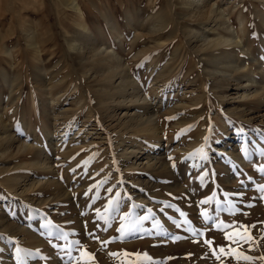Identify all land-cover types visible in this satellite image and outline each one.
<instances>
[{
  "label": "rangeland",
  "instance_id": "1",
  "mask_svg": "<svg viewBox=\"0 0 264 264\" xmlns=\"http://www.w3.org/2000/svg\"><path fill=\"white\" fill-rule=\"evenodd\" d=\"M188 1L0 0V264H264V98L239 86L264 81V0Z\"/></svg>",
  "mask_w": 264,
  "mask_h": 264
},
{
  "label": "bare ground",
  "instance_id": "2",
  "mask_svg": "<svg viewBox=\"0 0 264 264\" xmlns=\"http://www.w3.org/2000/svg\"><path fill=\"white\" fill-rule=\"evenodd\" d=\"M190 1V3L191 4H195L194 6H196L197 8H195V12L196 11H199L198 13L201 15V17H203L204 19L206 18V19H212L213 17V15L214 16H216V17H219L221 14L219 13V11L217 10V9H215L214 7L212 8V9H207V8H201V6H203V5H207V3H205L206 2V0H189ZM189 1L187 2V3H189ZM182 2H183V0H182ZM182 2H180L181 4H183ZM184 4H185V2H184ZM205 5V6H206ZM181 6H183V5H181ZM193 6V5H192ZM191 6V7H192ZM187 7V8H186ZM209 7V6H208ZM73 8L75 9V11H77L78 13H80V15H82L83 17H85V15H84V9H82L81 8V6H80V3L78 2V3H76L74 6H73ZM185 9H188V6H185L184 7ZM210 8V7H209ZM184 12V11H183ZM194 12V11H193ZM200 15H199V17H200ZM190 16V15H189ZM224 16V15H223ZM196 17V16H195ZM221 18H222V16H220ZM198 18V17H197ZM223 18H226V17H223ZM204 19H203V21H204ZM206 19H205V21H206ZM214 19V18H213ZM218 20H219V18H217ZM217 19H214V20H217ZM227 19V18H226ZM191 20V19H190ZM192 20H193V18H192ZM195 20V19H194ZM200 20V19H199ZM226 21V22H225ZM196 22V21H195ZM224 22H225V24L227 25L226 27H227V29H228V31L230 32V36L229 37H226L225 35L223 36L222 34H218V37L216 38H214V40H216V41H214L213 43H211V45H208L210 48H216V49H220V52H221V54L219 55V57H217V59H215V61H220V63H221V60H223V59H225V58H227L228 59V65H229V68H226L225 66H224V69H225V71L224 72H221V73H223L224 75H226V74H231V72H229L230 70V68H232L233 66H234V63L236 62V59H238L237 58V51L239 52L240 50H241V52L242 51H248L246 48H243V49H237L239 46H241L240 44L241 43H243L242 41L243 40H241V38H240V36H239V31H236L235 29H233L232 27H231V24L229 25L228 23H227V20H224ZM229 22V21H228ZM199 24H200V22H198ZM208 23V22H207ZM239 25H240V27H241V30H242V32H244L243 31V26H244V22L243 21H240V23H239ZM241 30H240V32H241ZM197 34V33H196ZM196 34H195V36L194 37H196ZM189 35V34H188ZM244 35V34H243ZM199 36V35H198ZM205 37V36H204ZM207 37V36H206ZM192 38V37H191ZM199 38V37H198ZM194 39H196V38H194ZM205 39V38H204ZM207 39V38H206ZM210 40V39H209ZM193 41V40H192ZM205 43V42H204ZM201 44V43H200ZM207 45V44H206ZM243 45V44H242ZM73 46V45H72ZM203 46V45H202ZM198 47H200V45L198 46ZM75 48V47H74ZM85 48V47H84ZM197 48V47H196ZM201 49H203V48H201ZM200 49V50H201ZM80 50V49H79ZM204 50V49H203ZM213 50V49H212ZM78 52V51H77ZM216 52V51H215ZM251 52H250V50H249V52H248V54H250ZM79 54V53H78ZM85 54V53H84ZM177 54V53H176ZM210 54V53H209ZM174 55V54H173ZM77 56V55H76ZM209 56V55H208ZM253 56V55H252ZM216 57V56H215ZM236 57V58H235ZM80 58H81V60H83V62L85 63V62H87V61H89V60H91L92 58H89V56H84L83 55V57L82 56H80ZM252 58V57H251ZM254 60H255V57L252 59V61L254 62ZM103 62V61H102ZM205 62V61H204ZM226 62V61H225ZM122 62H120L119 61V59H117L116 57H109L108 59H106V64L108 65V71L110 72V75H108V74H106L105 75V78H103V81H104V87H108V90L106 91V92H104V93H102L101 94V96H102V98H103V100H104V102H105V100H107V105L109 104V99L111 98V97H117V95H119V93H123L124 91H125V89H126V87H128V85H129V80L127 79V72H126V70H125V68L122 66V64H121ZM212 63V62H211ZM219 63V62H218ZM219 63V64H220ZM246 64V63H245ZM203 65V64H202ZM207 65H209V63L207 64ZM204 66H206V65H204ZM204 66H203V68H204ZM100 67V66H99ZM219 67V66H218ZM244 67H248V65L247 66H244ZM210 68V67H209ZM205 69V68H204ZM211 69V68H210ZM204 70V71H208V73L206 72V74H207V77H210V78H214V76H215V74H214V72H212V70ZM218 69V68H217ZM222 69H223V67H222ZM248 70V69H247ZM105 71V70H104ZM103 71V73H105ZM240 71V70H239ZM101 72H102V69H101ZM108 72V73H109ZM163 74V73H162ZM221 75V74H220ZM244 75H246V73L244 74ZM243 74H241L240 75V77L239 78H242V76H244ZM245 77V76H244ZM247 77V76H246ZM116 78V79H115ZM129 78V77H128ZM250 78V77H249ZM117 79H120V81L118 80L117 81ZM216 79V78H215ZM219 79H221L220 77H219ZM223 79H224V77H223ZM222 80V79H221ZM226 80H227V78H226ZM229 80V79H228ZM254 80V78L253 77H251L250 78V80H249V83H251L252 84V81ZM217 82H219V81H217ZM224 82V81H223ZM131 83V82H130ZM216 83V82H215ZM229 81H228V83H227V86L229 85ZM240 85V87L242 86L243 87V89H244V97L246 98V99H250V98H253V99H263L264 98V81L263 82H261L259 85H257L256 86V88H254V90L253 91H251V89H249V90H247L246 89V87L247 86H249V85H251V84H249V85H246V86H244L242 83H239ZM248 84V83H247ZM215 85V84H214ZM237 86H238V84H237ZM219 87H221V86H219ZM219 87H217V88H219ZM226 88V87H225ZM242 90V89H241ZM100 96V95H99ZM230 96V95H229ZM228 96V97H229ZM226 97H227V95H226ZM242 98V97H241ZM119 99V98H118ZM234 99V98H233ZM111 100V99H110ZM135 100V99H134ZM138 100V99H137ZM115 101V100H114ZM107 105H106V107H107ZM105 106V105H104ZM102 108V107H101ZM241 108V107H240ZM234 109V108H233ZM236 109V108H235ZM102 110V109H101ZM246 110V109H245ZM244 113V112H243ZM54 114V113H53ZM139 116V115H138ZM138 116H136V118H138L139 119V117ZM262 116V115H261ZM106 117V116H105ZM250 117V116H249ZM258 117H260V116H258ZM251 118V117H250ZM137 119V121L139 122V120ZM142 120V122L143 123H138L136 126L135 125H133V124H130L129 123V125L130 126H133V128L135 127H137V126H142V125H145L144 127L142 126V128H143V130L144 131H147V130H153V128H154V131H156L158 128H156L155 126L156 125H154L153 124V120L152 119H150V118H148V119H146V120H144V118L143 119H141ZM2 121V120H1ZM0 121V128L1 127H3V125H2V122ZM133 121V120H132ZM261 121H263V119L261 120ZM152 123V124H151ZM128 123L126 122V124H124V125H122V128L123 127H125V128H127L128 127V125H127ZM119 126V125H118ZM156 128V129H155ZM136 131V130H135ZM148 133V132H147ZM156 133V132H155ZM146 134V133H145ZM7 138V137H6ZM4 139V138H3ZM230 140H228L226 143H225V145L226 146H224V147H228L229 145H231L232 146V152L233 153H235V151H236V146L234 145V143H231V142H229ZM230 146V147H231ZM223 147V148H224ZM148 148V147H147ZM225 148V149H226ZM136 149V148H135ZM143 149H144V147H143ZM126 150V149H125ZM145 150H147V149H145ZM231 150V149H230ZM124 151V150H123ZM126 152V151H125ZM131 152V151H130ZM129 152V153H130ZM149 152V151H148ZM127 154V155H130V154ZM131 153H135L134 152V150L131 152ZM124 155V154H123ZM158 155V154H157ZM131 156V155H130ZM128 157V156H127ZM146 158H147V161H146V163H144V168L145 169H147V170H155V167H157L156 166V161L153 159V156H152V152H149L148 154H147V156H145ZM156 158V157H155ZM236 160H238L239 161V163L240 164H244V166L245 165H248V163H247V160L245 159V157L244 156H242V155H237L236 156ZM134 161V160H133ZM41 162V161H40ZM44 162V161H43ZM43 165V164H42ZM135 165V162H132V166H134ZM140 166V165H139ZM48 168V167H47ZM224 170H226V169H224ZM226 173H228V174H226ZM160 174H163V175H170L171 174V172H169L168 171V166H167V164H166V162H163L162 163V165H161V171H160ZM225 174H226V180L227 181H230V182H234V179H233V176L231 175V172L227 169V171L225 172ZM9 176V175H8ZM6 179H8V181H9V183L10 184H13V185H16V184H18V180L17 179H15L14 177H12V176H10V177H7ZM151 183V182H150ZM151 186H152V184H151ZM160 186V185H159ZM158 186V187H159ZM149 187V186H148ZM154 187H156V186H154ZM154 187H152V188H154ZM158 187H156V188H158ZM165 198V197H164Z\"/></svg>",
  "mask_w": 264,
  "mask_h": 264
},
{
  "label": "snow or ice",
  "instance_id": "3",
  "mask_svg": "<svg viewBox=\"0 0 264 264\" xmlns=\"http://www.w3.org/2000/svg\"><path fill=\"white\" fill-rule=\"evenodd\" d=\"M205 202H207V201H205ZM122 230V229H121ZM113 239H115V238H113ZM109 241H105V242H103V243H108ZM221 251H223V249H221ZM112 255H116L115 253H113ZM246 259H252L251 257H246Z\"/></svg>",
  "mask_w": 264,
  "mask_h": 264
}]
</instances>
